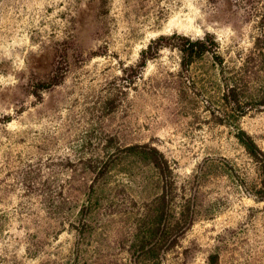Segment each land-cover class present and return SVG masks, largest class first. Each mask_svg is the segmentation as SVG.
<instances>
[{
    "label": "rangeland",
    "instance_id": "rangeland-1",
    "mask_svg": "<svg viewBox=\"0 0 264 264\" xmlns=\"http://www.w3.org/2000/svg\"><path fill=\"white\" fill-rule=\"evenodd\" d=\"M141 146L197 210L157 256ZM156 263L264 264V0H0V264Z\"/></svg>",
    "mask_w": 264,
    "mask_h": 264
},
{
    "label": "trees",
    "instance_id": "trees-1",
    "mask_svg": "<svg viewBox=\"0 0 264 264\" xmlns=\"http://www.w3.org/2000/svg\"><path fill=\"white\" fill-rule=\"evenodd\" d=\"M181 40L180 50L183 53V64L186 66L190 65L196 58L210 50L207 40H191L187 37H182ZM240 133L244 134L243 131ZM241 140L246 148L254 156L258 157L260 152L257 151V146L254 141L251 138L246 140L245 138H241ZM132 148L134 147H130V149ZM138 152L145 155L146 161H150L155 168L160 170L162 174V182L164 183V191L161 194L156 193L153 200L146 203V212H143L142 216L146 217L150 223L148 226H145L142 235L139 236V249L145 253L156 255L162 242L168 240L170 241L171 246V244L177 240L179 235L190 228L197 210L195 211V208L192 209L191 198H188L186 193L180 197V203L178 202V205H176L178 207L176 208L172 206L171 208L170 201L174 199L173 193L177 192L173 182H171V176H169V173H166V170L169 167L167 160L163 154L154 147L141 146ZM85 194H87V199L83 202L78 220L79 224L84 229L88 226V216L92 218L91 215L95 211L94 209L99 207L102 201L100 193L93 191ZM168 198L171 200H168ZM119 199L120 198L117 200H115V198H108L107 201L108 203H117L114 207H119L120 209V204L117 206ZM110 207L113 206L110 205ZM173 209L179 214H176L175 216L172 215ZM150 211L152 212L151 214Z\"/></svg>",
    "mask_w": 264,
    "mask_h": 264
}]
</instances>
